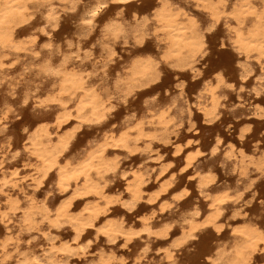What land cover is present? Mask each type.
Masks as SVG:
<instances>
[{"label":"clouds","instance_id":"9594fccd","mask_svg":"<svg viewBox=\"0 0 264 264\" xmlns=\"http://www.w3.org/2000/svg\"><path fill=\"white\" fill-rule=\"evenodd\" d=\"M0 264H264V0H0Z\"/></svg>","mask_w":264,"mask_h":264},{"label":"rangeland","instance_id":"374dc122","mask_svg":"<svg viewBox=\"0 0 264 264\" xmlns=\"http://www.w3.org/2000/svg\"><path fill=\"white\" fill-rule=\"evenodd\" d=\"M225 59V60H224ZM222 60H223V62L225 61V63H227V59L226 58H223L222 57ZM213 63H215V62H213ZM217 63V62H216ZM169 82H170V78H169ZM223 134V133H222Z\"/></svg>","mask_w":264,"mask_h":264},{"label":"bare ground","instance_id":"6f19581e","mask_svg":"<svg viewBox=\"0 0 264 264\" xmlns=\"http://www.w3.org/2000/svg\"><path fill=\"white\" fill-rule=\"evenodd\" d=\"M224 60H225V59H224ZM214 62H215V61H214ZM222 62H223V60H222ZM215 63H216V62H215ZM215 63H214V64H215ZM224 63H225V61H224ZM257 131H258V130H257Z\"/></svg>","mask_w":264,"mask_h":264}]
</instances>
